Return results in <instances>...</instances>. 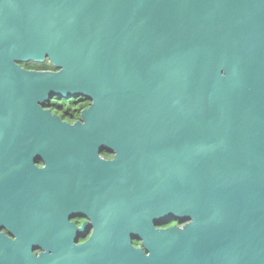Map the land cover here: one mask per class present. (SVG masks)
Listing matches in <instances>:
<instances>
[{
  "label": "water",
  "instance_id": "1",
  "mask_svg": "<svg viewBox=\"0 0 264 264\" xmlns=\"http://www.w3.org/2000/svg\"><path fill=\"white\" fill-rule=\"evenodd\" d=\"M0 22V64L47 57L46 97L92 102L84 124L48 115L45 145L61 129L153 144L158 223L189 221L133 247L131 203L151 189L128 180L125 227L0 264H264V0H0Z\"/></svg>",
  "mask_w": 264,
  "mask_h": 264
},
{
  "label": "flooded vegetation",
  "instance_id": "2",
  "mask_svg": "<svg viewBox=\"0 0 264 264\" xmlns=\"http://www.w3.org/2000/svg\"><path fill=\"white\" fill-rule=\"evenodd\" d=\"M10 45L9 27L0 22V60L8 59ZM16 64H0V259L43 262L64 240L80 251L109 237L126 226L128 180L147 181L151 189L150 202L131 203L130 219L138 227L130 235L133 247L145 252L154 230L189 224L158 223L153 144H130L120 131L91 138L87 130L65 137L61 129L46 146L48 115L71 126L84 124L92 102L46 97L39 76L59 71L49 58Z\"/></svg>",
  "mask_w": 264,
  "mask_h": 264
}]
</instances>
